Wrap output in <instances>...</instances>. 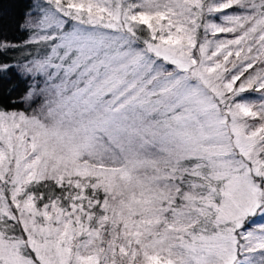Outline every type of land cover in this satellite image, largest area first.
I'll return each mask as SVG.
<instances>
[{
    "label": "snow or ice",
    "instance_id": "6c2138e0",
    "mask_svg": "<svg viewBox=\"0 0 264 264\" xmlns=\"http://www.w3.org/2000/svg\"><path fill=\"white\" fill-rule=\"evenodd\" d=\"M19 28L0 264H264V0H31Z\"/></svg>",
    "mask_w": 264,
    "mask_h": 264
},
{
    "label": "trees",
    "instance_id": "16d2710c",
    "mask_svg": "<svg viewBox=\"0 0 264 264\" xmlns=\"http://www.w3.org/2000/svg\"><path fill=\"white\" fill-rule=\"evenodd\" d=\"M29 3L31 0H0V41L19 43L26 38V34L21 31L19 25L23 21V14ZM17 53V51L9 50L6 54H0V62L14 63L19 58ZM7 75L10 82L0 79V106L10 104L13 99L23 95L24 85L11 73ZM12 85H16V88L9 95L8 90ZM20 107H24V105H20Z\"/></svg>",
    "mask_w": 264,
    "mask_h": 264
},
{
    "label": "rangeland",
    "instance_id": "374dc122",
    "mask_svg": "<svg viewBox=\"0 0 264 264\" xmlns=\"http://www.w3.org/2000/svg\"><path fill=\"white\" fill-rule=\"evenodd\" d=\"M17 56L19 57V53H17Z\"/></svg>",
    "mask_w": 264,
    "mask_h": 264
}]
</instances>
